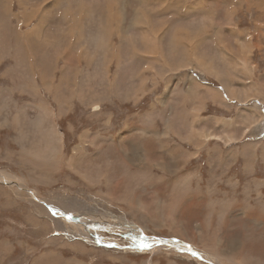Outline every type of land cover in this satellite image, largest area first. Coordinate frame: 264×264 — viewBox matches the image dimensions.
<instances>
[{"label": "rangeland", "instance_id": "1", "mask_svg": "<svg viewBox=\"0 0 264 264\" xmlns=\"http://www.w3.org/2000/svg\"><path fill=\"white\" fill-rule=\"evenodd\" d=\"M153 1L22 0L20 3V0H0V215L6 219L5 225H0V264H28L16 250L9 253L14 248L13 239L20 237L18 233L13 234L18 231L13 226L26 227L27 215L34 218L30 225L39 234L38 222L44 221L45 230H52L51 233L56 230L55 225L61 224L60 235H53L58 246L54 249L80 259L100 261V253L108 252L111 257L124 251L140 253L144 264L151 259L153 262V258L164 264H264L260 260L264 254H259L264 244L260 245L258 238L254 241L246 237L251 232L264 234V216L254 220L245 216L247 206L250 210L255 208L253 212L260 210L264 214V0H163V4ZM136 9L145 11L152 22V37L159 39L157 44L161 50L156 57L164 55L168 65L151 64L154 52L149 54L143 42L144 29L140 27L143 25H132ZM118 10L124 11L119 12L126 19L125 29L135 35L131 36L132 45L127 41L124 48L120 47L127 72L122 68L116 91L120 93L123 88L125 94L132 86L141 95L137 99L128 100L114 95L117 92L113 90L104 91L99 82L103 81L106 88L105 72H110L113 82V74L118 71L117 53L106 56L103 50L94 51L92 40L89 43L94 54H99L97 59L101 62L95 63L101 66L102 74L88 73L91 79L88 82L84 73L94 68L80 56L86 44L76 42L78 34L89 39L90 34L106 33L108 16ZM42 16L45 17L42 19ZM91 18H95L93 22ZM116 26L114 22L115 36L112 35L110 43L115 41L113 46L119 47ZM173 38L178 46L171 48ZM74 44L77 51L71 50ZM68 51L72 54L70 58L64 56ZM194 60L199 65L204 63L202 68L211 69L200 71L197 64L193 65ZM180 61L190 65L182 67ZM63 69L70 79L61 83L56 94L61 101L65 97V111L61 113L54 87L62 80ZM194 74L201 78L205 89L219 92L221 99L200 86L198 102L201 104L196 107L188 91ZM37 76L40 96L36 95ZM50 80L51 84L45 86ZM23 83L28 87L22 86ZM178 88H182V93H177ZM230 88L236 92V99L232 98L234 91ZM144 89L147 90L143 92ZM41 99L48 110L37 106ZM152 108L156 121L149 116L147 119L158 133L167 135L163 139L142 124L145 120L141 116ZM15 114L19 116L21 134L26 136L28 157L39 147L46 149V142L40 138L47 132L45 128L52 127L56 132L51 146L63 142L57 166L42 168L45 174L36 172L41 160L31 164L27 160L34 158L22 157ZM164 121L194 123L190 125L191 131L187 129L177 136L175 130L169 134ZM181 126L185 124L176 125ZM199 130H205L208 139H204L207 142L200 140L198 148L191 135ZM201 136L204 137L202 132ZM105 137L112 142L104 141ZM175 148L178 155L182 149L187 151L191 160L184 163L171 158L167 152L172 149L174 152ZM44 152L52 155L50 149ZM154 183L163 185L153 187L157 193L148 191ZM174 184L188 190L180 187L173 190ZM171 186L179 196H169ZM193 197L203 201L192 206L196 211H203L202 214L191 210L189 203ZM138 200L150 213L146 219L138 211ZM184 203L188 206H183ZM18 207L20 212L16 210ZM181 208L185 210L184 216L180 214ZM208 210L214 213L206 215ZM64 213L76 217H67ZM157 214L162 219L171 216L186 238L172 237L175 233L164 222L155 220ZM199 225L210 238L222 241V256L211 253L216 250L214 242H195ZM49 239L52 238L47 236L46 241ZM162 239L167 241L156 242ZM99 242L108 249L100 248ZM141 242L152 246L141 250ZM159 245L162 248L153 251ZM229 245L237 248L228 253ZM79 246L87 248L83 250ZM122 257L118 258L119 263Z\"/></svg>", "mask_w": 264, "mask_h": 264}, {"label": "bare ground", "instance_id": "2", "mask_svg": "<svg viewBox=\"0 0 264 264\" xmlns=\"http://www.w3.org/2000/svg\"><path fill=\"white\" fill-rule=\"evenodd\" d=\"M8 1V0H7ZM25 1V0H24ZM116 1V0H115ZM151 1V3H152V0H150ZM154 1H156V2H159V3H161V4H163V0H154ZM153 1V2H154ZM186 1V0H185ZM22 2V0H20V3ZM120 2V1H119ZM41 3V2H40ZM39 3V4H40ZM55 3V2H54ZM121 3V2H120ZM109 4H111L110 2H109ZM108 4V5H109ZM117 4H119V3H117ZM160 4V5H161ZM194 4V3H193ZM195 5V4H194ZM38 6V5H37ZM48 6V5H47ZM6 7H9L8 5L6 6ZM39 7V6H38ZM43 7V6H42ZM59 7V6H58ZM115 7V6H114ZM190 7H192V4H191V6ZM151 8V7H150ZM6 9V8H5ZM41 9V8H40ZM48 9V8H47ZM47 9L45 10V16H46V13H47ZM200 9V8H199ZM42 10V9H41ZM190 10V9H189ZM7 11H9V8H7ZM36 11V10H35ZM39 11V10H38ZM82 11V10H81ZM122 11V10H118L117 11V13L116 14H114V15H116V18L114 19V15H110V16H108V26H109V28H106V33H103V35H100V34H97V33H94V34H90V38L89 39H87V38H85L84 36H82V34H78V36H77V39H76V42H79V43H81L83 46L86 44V49L85 50H82L81 51V54H80V56H82L83 57V60L84 61H87L88 63V66L89 67H93L94 69L93 70H88V71H86L87 73L85 74L84 73V75H86L87 77H88V82L89 81H91V79L89 78V76H88V73H98L99 74V76H100V74H102L101 72H100V69H101V66L99 65V64H96L95 62H101V59H100V61L97 59V57L99 56V54L98 55H95V54H97V53H95L94 54V51H97V50H103V52H105V55L106 56H108V55H112V56H115V54L117 53V55L115 56V59H116V65H117V67H118V71L116 72V73H114L113 74V82H112V80L110 79V76H109V73H106L105 72V74H107V77H108V79H106V88H105V86H104V82L103 81H101V82H99V84L102 86V87H104L103 89H104V91L106 90V93H109V91H112L113 90V92H117L116 91V88H117V86L119 85V83H120V79H121V71H122V68H124V72H125V74H126V72H127V70H125L126 69V67L124 66V64H123V56H122V48H120L121 46H123L124 45V43L125 42H127L128 41V43L129 44H131L132 45V43H134V42H132L133 41V38H131V36H133L134 37V35H130V33H129V31L127 30V28L125 29V26H123V25H126L125 23H126V19H124L125 17H123L121 14H120V12ZM133 11H135V10H133ZM149 11H151V10H149ZM107 12V11H106ZM105 12V13H106ZM122 12H124V11H122ZM121 12V13H122ZM24 13V15L25 14H27V12H23ZM29 14L30 13H32V12H28ZM34 13V12H33ZM37 13V12H36ZM39 13V12H38ZM41 13V12H40ZM108 13V12H107ZM127 13H129V12H127ZM110 14H112V13H110ZM232 14V13H231ZM43 15H44V13H43ZM108 15V14H107ZM118 15V16H117ZM127 15V14H126ZM230 14L228 13V16H229ZM45 16H42V19L45 17ZM106 16V15H105ZM232 16V15H231ZM94 19L95 18H91V20H90V22H93L94 21ZM95 21H97V20H95ZM125 21V22H124ZM229 21H231V19L229 20ZM114 22L115 23H117V26H116V31H117V34H118V36H119V47L117 48V47H114L113 46V44L115 43V41L114 42H111L110 43V39H111V37H112V35H114ZM124 23V24H123ZM94 24V23H93ZM133 27H135L134 25H136V26H138V25H143V26H140L142 29H144V31H143V42L145 43V45H147V51H148V53L150 54V53H152V52H154L153 53V56H151L152 58L150 59L151 60V64H153V63H157V62H159V63H161V64H163V65H168V63L167 62H165L167 59H165L162 55H161V57L159 56V57H156L157 55L156 54H158L159 52L161 53V50H160V48H159V46H158V44H157V42H158V40L159 39H156V38H154V37H152V28H150L151 26L153 27V24H152V22H150L149 20H148V16L146 15V13H145V11H140V10H138V9H136V11H135V18H134V21H133ZM91 26V25H90ZM97 26H98V24H97ZM99 27V26H98ZM101 27V26H100ZM193 27V26H192ZM77 29H78V27H77ZM81 29V28H80ZM99 29V28H98ZM104 29V28H103ZM133 29V28H132ZM158 30V29H157ZM81 31V30H80ZM96 31V30H95ZM115 31V32H116ZM151 31V32H150ZM153 31H154V28H153ZM97 32V31H96ZM157 32V31H156ZM155 33V32H154ZM116 34V35H117ZM141 34V33H140ZM209 34V33H208ZM193 35V34H192ZM217 35V34H216ZM87 36V35H86ZM115 36V35H114ZM173 36V35H172ZM138 37V36H137ZM162 37V36H161ZM175 37H177V33H176V35H175ZM199 37V36H198ZM205 37V36H204ZM93 38V39H92ZM136 38V37H135ZM172 39V38H171ZM170 39V40H171ZM92 40V44L94 45V47H95V50L93 49V48H91V43H89L90 41ZM140 40H142V39H139V41ZM180 40V39H179ZM181 40H182V38H181ZM205 40V39H204ZM134 41H135V39H134ZM139 41H138V43H139ZM161 41V40H160ZM76 42H74V43H76ZM137 42V41H136ZM153 42V43H152ZM164 42V41H163ZM162 42V43H163ZM173 42H174V44H171V48H172V46L173 47H175V46H178V42L175 40V38H173ZM155 43V44H154ZM159 43V42H158ZM135 45V44H134ZM142 45V44H141ZM144 45V47H146ZM161 45V44H160ZM116 46V45H115ZM125 46V45H124ZM124 46H123V48H124ZM136 46V45H135ZM137 46H138V44H137ZM190 47V46H189ZM192 47V46H191ZM141 48V47H140ZM169 48V47H168ZM178 48V50H180L181 49V47H180V49H179V47H177ZM197 48V47H196ZM135 49H137V48H135ZM163 49V48H162ZM188 49V48H187ZM61 50V49H60ZM71 50H74V51H77V49L75 48V44L73 45V48L71 49ZM94 50V51H93ZM140 50V49H139ZM175 50H177V49H175ZM147 51H145V52H147ZM170 51V50H169ZM189 51H190V49H189ZM83 52L85 53V55H83ZM144 52V53H145ZM185 52V51H184ZM68 54L67 55H64V56H68L69 58L71 57V52L70 51H68L67 52ZM78 53V52H77ZM135 53V52H134ZM133 53V54H134ZM139 53V52H138ZM162 53H163V50H162ZM149 54H148V56H149ZM175 54V53H174ZM182 54V53H181ZM184 54V53H183ZM140 55V54H139ZM143 55V54H142ZM173 55V54H172ZM184 55H187V54H184ZM192 55V54H191ZM201 55V54H200ZM147 57V56H146ZM171 57V56H170ZM173 57H175V56H173ZM179 57V56H178ZM182 57V56H181ZM184 57V56H183ZM197 57V56H196ZM74 59V58H73ZM148 59V58H147ZM179 59H180V57H179ZM195 59H197V61H199V59H198V57L197 58H195ZM61 60V59H60ZM146 60V59H145ZM134 61V60H133ZM133 61H132V65L134 66V64H133ZM197 61L196 60H194V62H195V64H193V65H196V67H197V69H199L200 71H204V72H206V71H208V69L210 70L211 69V67H205V68H202V67H204L205 66V64L204 63H202L201 65H199L198 63H197ZM208 61V60H207ZM191 62V61H190ZM148 63V62H147ZM179 63V62H178ZM65 64L66 65H64V66H66V69L68 68L67 67V63L65 62ZM103 64V63H102ZM72 65V64H71ZM145 65V64H144ZM180 65L182 66V67H186L187 66V64H183L182 63V61H180ZM190 64H188V66H189ZM40 66H42L41 65V63H40ZM148 66H150V65H148ZM156 66V65H155ZM162 66V65H161ZM187 66V67H188ZM212 66V65H211ZM130 67V66H129ZM62 68V67H61ZM133 68V67H132ZM146 68V67H145ZM151 68H153V67H151ZM190 68V67H189ZM207 68V69H206ZM178 69V68H177ZM177 69H175V70H177ZM196 69V70H197ZM64 70V72H63V78H62V80L60 81V82H58V85L56 86L55 85V93H54V95H55V97H56V94H57V92H59L58 90H60L59 88L61 87V83H63L64 81H66L67 80V82H69L68 80L70 79V77H69V74L66 76V74H67V72H66V70L65 69H63ZM152 70V69H151ZM102 71V70H101ZM164 71V70H163ZM140 72V71H139ZM158 72V71H157ZM143 73V72H142ZM155 73V72H154ZM160 73H162V72H160ZM62 74V73H61ZM140 74V73H139ZM158 75V74H157ZM168 75V74H167ZM166 75V76H167ZM92 76V75H91ZM98 76V77H99ZM127 76H129V77H131V75L130 74H127ZM148 75H144V79H148V77H147ZM97 77V76H96ZM156 77V76H155ZM67 78V79H66ZM122 78H123V81H124V73H123V76H122ZM42 79H46V77L45 76H42ZM132 79H134V81L133 82H135L136 80H135V76L132 74ZM193 79V83H194V86L192 87V92H195V90H197V89H199L200 88V86L201 87H203L204 89H205V86L204 85H202L199 81H197L194 77L192 78ZM52 80V79H51ZM49 81V82H45L46 83V85L45 86H49V84H51V82L52 81ZM155 80V79H154ZM34 81V80H33ZM105 81V80H104ZM122 81V82H123ZM126 81H127V79H126ZM54 82V81H53ZM96 82V81H95ZM94 82V83H95ZM144 82V81H143ZM127 83H128V81H127ZM146 84V83H145ZM82 85H84V84H82ZM86 85V84H85ZM26 87H28V84L26 85ZM36 87H37V91H36V95H38V96H40V90H39V88H38V84L36 83ZM131 88L130 89H128L126 92H125V94H123V88L121 89V92L120 93H114V95H121V96H123L124 98H126V99H137L138 97H139V94H137V91H136V89H134L132 86H130ZM147 87V86H146ZM199 87V88H198ZM82 88H83V86H82ZM142 88V87H141ZM145 88V87H144ZM203 88H201V89H203ZM32 89H33V92H34V89H35V86L33 85V87H32ZM64 89V88H63ZM86 89H87V87H86ZM92 89V88H91ZM180 89V88H179ZM81 90H83V89H81ZM81 90H79V91H81ZM206 90V92H209V93H213V94H215V95H217V99H221V96L219 95V92H217V91H215V92H213L212 90H210V89H205ZM230 90H232V91H234V89H232V88H230ZM78 91V92H79ZM91 92V91H90ZM144 92V91H143ZM142 92V93H143ZM80 93V92H79ZM84 93H85V91H84ZM198 93V92H197ZM236 92L234 91V93H232V98H236V95L237 94H235ZM62 94H63V92H62ZM83 94V93H82ZM81 94V95H82ZM87 95H89V93L88 94H86V96ZM91 95V94H90ZM198 95V94H197ZM196 95V96H197ZM207 95V94H206ZM214 95V96H215ZM64 96V95H63ZM193 96V95H192ZM248 97H250V96H248ZM65 98V97H64ZM64 98L62 99L63 101H64ZM67 99H68V97H66ZM70 98V97H69ZM196 98V97H195ZM206 98V97H205ZM204 98V99H205ZM247 98V97H246ZM214 100H216V98H213ZM56 100L59 102V108H60V110H61V113L63 112V111H65L64 110V108H65V105L63 104V101H61V99H59L58 97H56ZM196 100V99H195ZM70 101V100H69ZM57 102V103H58ZM65 102H67V101H65ZM46 102L44 101V99H41L40 100V103L37 105L38 107H41L42 109L41 110H43V111H45V110H48V105L47 104H45ZM153 106H155V105H153ZM157 106V105H156ZM200 108V107H199ZM153 109V108H152ZM164 109V108H163ZM169 109V108H168ZM153 111L155 112V109H153ZM154 112H152L151 110H148L145 114H144V116H141V118L143 119V120H145L144 122V125H146V128H149V129H151V131H155L156 132V134L158 135V137L160 138V139H163L164 138V136L163 135H165V137H167V135L166 134H161V133H158V131H156V129H155V126H154V124H151L150 123V121H149V119H147V117L149 116V118H151L152 119V116H153V113ZM157 112V111H156ZM161 113V112H160ZM159 113V114H160ZM16 115V116H15ZM13 117L17 120V122H18V120H19V116L17 115V114H15ZM157 116V115H156ZM156 118V117H155ZM43 120H44V118H42V120H41V123H43ZM153 120V119H152ZM155 121H156V119H154ZM7 121V120H6ZM165 122V121H164ZM166 122H168V121H166ZM165 122V123H166ZM190 123V122H189ZM16 124V123H15ZM18 124H20V123H18ZM167 124V123H166ZM165 124V125H166ZM186 124V123H185ZM188 124V123H187ZM186 124V125H187ZM197 124V123H196ZM141 125V124H140ZM168 125V129H167V131L169 132V134L172 132V131H174L175 132V134L177 135V136H180V135H182V132H185V131H187V129H190V125H189V127H187L186 125L185 126H181L180 128H177L176 127V123L175 122H170L169 121V124H167ZM192 125V124H191ZM37 126V125H36ZM41 126H43V125H41ZM174 126L176 127V128H174ZM19 127V126H18ZM167 127V126H166ZM18 129V128H17ZM42 129V128H41ZM46 129V133H42L41 135V137L40 138H42L43 139V142H46V149L45 150H48V149H50V151H51V153H52V155H46L45 154V150L43 151L40 147H39V149L38 150H36L35 152H33V154H32V156H29L28 157V155H29V150H28V146H27V143H25L24 142V138L26 137L25 135H23V134H21V131L19 130L18 132L20 133V135L18 136V140L19 141H21V143H22V150H21V155H22V157L24 158V159H26L25 157H28V158H34V160L35 159H37V160H41V162H40V164H38L37 165V167L39 168V170L40 171H42V173L44 172V170L42 169V168H51V167H55V166H57L56 165V163H58V161H59V158H60V149L63 147L62 145H63V142H61V141H59L57 144H55L54 146H51V143L54 141V139H55V137H56V132L54 131L53 132V128L52 127H48V128H45ZM165 129V128H164ZM38 130V129H37ZM195 129L193 128V131H194ZM190 131H191V129H190ZM196 131V130H195ZM41 132V131H40ZM201 132L203 133V136L204 137H202L201 136ZM205 130H199L198 131V133L196 134V133H194V135H191V136H194V138H193V140L195 141H193L194 143H195V145L199 148L200 147V145H201V142H200V140H204V139H208V138H206V135L207 134H205ZM168 134V135H169ZM192 134V133H191ZM209 134V133H208ZM58 135V134H57ZM127 135V134H126ZM125 135V136H126ZM125 136H124V138H125ZM209 136V135H208ZM207 136V137H208ZM122 137V136H121ZM185 137V136H184ZM212 137V136H211ZM210 137V138H211ZM28 138H29V135H28ZM39 138V139H40ZM183 138V137H182ZM58 139H60V137L58 136ZM108 139H110V138H108V137H105L104 138V141H108ZM120 139V138H119ZM61 140H62V137H61ZM229 140V139H228ZM204 141H206L207 142V140H204ZM110 142H112V139H110ZM108 144H110L109 142H107ZM204 143V142H203ZM31 145H32V143H31ZM30 145V146H31ZM164 148H165V146H163ZM78 150V149H77ZM181 150V149H180ZM171 153H173L175 156H177L178 155V151H177V148H175V150H174V152H173V149L172 150H169ZM185 151L182 149L181 150V153H184ZM47 153V152H46ZM84 153V152H83ZM172 154V155H173ZM20 155V154H19ZM49 156V157H48ZM263 157V156H262ZM185 160V159H184ZM28 161V160H27ZM31 164L32 163H34V162H36V161H34V162H31V161H29ZM38 162V161H37ZM182 162V161H181ZM180 162V163H181ZM109 163V162H108ZM126 164H127V162H126ZM35 165V164H34ZM108 165H111V163H109ZM182 165V164H181ZM251 165V164H250ZM170 168V167H169ZM250 168V167H249ZM252 168V167H251ZM99 169V168H98ZM102 169V168H101ZM110 171V170H109ZM183 172V171H182ZM43 174H45V173H43ZM164 175V174H163ZM83 176V175H82ZM183 176V175H182ZM181 176V177H182ZM176 183V182H175ZM111 185V184H110ZM156 185V184H155ZM155 185H152V189H148V191H150V192H154V193H157L156 192V190H153V187L155 186ZM174 185H176V184H174ZM173 185V186H174ZM148 188V187H147ZM172 189V186H171V188H170V190ZM167 192H168V190H167ZM184 194H186L185 192H184ZM183 194V195H184ZM182 195V196H183ZM185 196V195H184ZM190 197V196H189ZM159 198V197H158ZM160 200V199H159ZM187 201V200H186ZM129 202V201H128ZM138 202H139V206H138V211H139V213H140V215L142 216H140L142 219H146V216H150V213H149V211H148V209H147V207L146 206H144L142 203L140 204V200H138ZM216 202V201H215ZM130 203H131V201H130ZM216 203H218V202H216ZM227 204V203H226ZM243 204V203H242ZM241 205V204H240ZM156 206V205H155ZM220 206H221V204H220ZM222 206H223V204H222ZM157 207V206H156ZM227 207V206H226ZM225 207V208H226ZM225 210V209H224ZM245 211V210H244ZM151 212V211H150ZM263 214V213H262ZM264 215V214H263ZM222 219V218H221ZM155 220L156 221H158V222H160V223H162V222H164L165 224H166V228H169L170 230H172L174 233H175V235H177V236H182V237H184V238H186V233H182L180 230H178V226L175 224V220L173 219V218H171V216H169V217H165V219H162L161 218V215H156L155 216ZM41 221V220H40ZM220 221V220H219ZM38 222V221H37ZM39 223V222H38ZM41 223V222H40ZM212 223V222H211ZM221 223V222H220ZM49 225V224H48ZM222 225V224H221ZM210 226V225H209ZM211 227H212V225H211ZM210 228V227H209ZM197 229H199L198 231V234L197 235H195V237H194V239H195V242H201V243H203V244H207V243H213L214 242V245H213V248L214 249H216L215 251H212L211 253H213L214 252V254L215 253H219L221 256H222V252H223V249H222V241L221 240H215L214 238H210L209 236H210V234H208V233H204V229L205 228H203V226H201V225H199V226H197ZM47 230V229H46ZM236 242V241H235ZM234 242V243H235ZM76 246L78 247V243H76ZM80 247V249H85V248H83V247H86V246H79ZM87 248V247H86ZM162 247L159 245L157 248H155V247H153V251H156V252H158L160 249H161ZM92 250V249H91ZM227 250H229V252L228 253H231V251L230 250H232V249H227ZM83 252H85V251H83ZM94 252H98L97 250H95ZM155 253V252H154ZM227 253V254H228ZM216 254V255H217ZM230 257H232L231 255H230ZM218 258V257H217ZM118 259V258H117ZM233 259H234V257H233ZM78 260V259H77ZM79 261V260H78ZM153 262H152V259L151 260H149V261H146V264H152ZM135 264V263H134Z\"/></svg>", "mask_w": 264, "mask_h": 264}, {"label": "crops", "instance_id": "3", "mask_svg": "<svg viewBox=\"0 0 264 264\" xmlns=\"http://www.w3.org/2000/svg\"><path fill=\"white\" fill-rule=\"evenodd\" d=\"M27 36V35H26ZM27 39H28V37H27ZM26 49V48H25ZM20 67H22L21 65H20ZM24 70H26L27 71V68H25ZM197 71V70H196ZM26 73V72H25ZM24 73V74H25ZM174 73H177V72H173V74ZM195 75V74H194ZM193 75V77L194 78H196L200 83H201V78L200 79H198V77L195 75L194 76ZM205 75V74H204ZM38 81H39V79H38V76H37V79H36V82H37V84H38ZM21 82V81H20ZM136 82V81H135ZM22 83V82H21ZM195 83V82H194ZM194 83H193V81H192V83H191V87L189 88V93L191 94H189L190 95V97L193 99H196L195 101H194V103L196 104L195 106L197 107L198 106V104H201V102H198V100H200L199 99V94H200V91H198V89L197 90H195V92H192V87L194 86ZM27 83H23L22 84V86H24V85H26ZM193 85V86H192ZM134 89H136V88H134ZM25 90H27V89H25ZM24 90V91H25ZM147 89H144V92L146 91ZM177 93H182V88H178L177 89ZM26 93H29V90L28 91H25ZM198 92V93H197ZM142 93V92H141ZM140 93V94H141ZM198 94V95H197ZM193 95V96H192ZM197 95V96H196ZM211 95V94H210ZM141 96V95H140ZM139 96V97H140ZM212 96V95H211ZM181 97V96H180ZM196 97V98H195ZM236 99V98H235ZM212 101H214V100H212ZM189 109V108H188ZM152 112H154L153 111V109H150ZM155 117H157L156 116V113L154 112L153 113V116H152V119H156ZM18 122H19V120H18ZM18 122L16 123V125H19L18 124ZM169 122V121H168ZM168 122H166L167 124H169ZM175 122V121H174ZM165 123V122H164ZM165 123V124H166ZM176 123V122H175ZM186 123V121L185 122H183V123H180V124H178V122L176 123V125H182V124H185ZM192 123H194V121H192V122H190V123H186L187 125H191ZM142 124H144V122H142ZM166 124V125H167ZM185 124V125H186ZM17 128H18V126H17ZM20 131H21V129H20V125H19V128H18ZM166 139V138H165ZM164 139V140H165ZM16 140V139H15ZM143 141H145V140H143ZM150 141V140H149ZM159 142H160V139L158 140ZM165 141H168V139H166ZM20 146H21V144H20ZM20 148V147H19ZM21 151V150H20ZM168 150H164V152H167ZM167 153H170L171 155V158H176V159H178L179 161H182V162H184V163H187L188 161H190L191 159H188V157H189V155L187 154L188 152L187 151H185L184 153H182V154H180V155H178V156H175L173 153H171L170 151H168ZM173 154V155H172ZM184 155H187V157H184ZM235 155H233V157H234ZM185 159V160H184ZM28 161H31V160H29L28 159ZM34 161H38V160H32L31 162H34ZM232 161H233V158H232ZM262 162V161H261ZM160 166H166V164H161ZM229 168H232L231 167V164H229ZM40 170H39V168H36V172H39ZM156 183H154V185H155ZM261 185H263L262 183H261ZM260 185V186H261ZM155 186H163V185H155ZM150 187H152V186H150ZM180 187V190L182 189V190H188V187H186V188H183L182 186H178L177 184L176 185H174L173 186V190L174 189H178ZM182 187V188H181ZM162 189V188H161ZM244 190H246L247 191V188H244ZM168 193V192H167ZM172 194H173V197L177 194H174L173 193V191H172V189H171V193L169 194V196H172ZM245 194H247L248 195V193H246L245 192ZM177 196H179V195H176L175 197H177ZM250 197H251V195H250ZM199 200V201H198ZM262 200H264V199H262ZM202 200L201 199H199V198H195V197H193V199H192V201L190 200V203H189V205H190V207H191V210L195 213V214H202L203 213V211L202 212H199V211H196L193 207H195V206H197L198 204H202ZM171 205H173V203L171 204ZM231 205V204H230ZM183 206H188V203H184V205ZM193 206V207H192ZM14 207V206H13ZM19 209H16L18 212H20L21 211V207H18ZM16 210H14V211H11V212H15ZM231 210V209H230ZM253 210H256L255 208H253L252 207V210H250V208L247 206V210H246V212H245V216H249L250 217V219H252V220H254V219H259V218H262L264 215L262 214L263 212L262 211H260V210H257L258 212H253ZM212 211V214L214 213V211L213 210H211ZM210 210H208V211H206V215H209L210 214V212H211ZM225 211H227V210H225ZM56 212V211H55ZM65 212V211H64ZM185 212V210H183L182 208H181V212H180V214H181V216H184L183 215V213ZM232 212V211H231ZM30 214V213H29ZM65 215H67V217H76L75 215H72V214H66V213H64ZM57 215H59V213L57 214ZM69 215V216H68ZM29 216H30V218H29ZM54 218H56L55 216H53ZM28 218V219H27ZM31 219H34L31 215H27L26 216V218H25V221L27 222V225H26V227H23V228H20V227H17V226H13V228H15L16 230H18L16 233L15 232H13V234L14 235H16L17 233H18V235L20 236V237H15V239H13L14 241H13V246H14V248L13 249H11V251L9 252V253H15V250H16V252H18L19 254H21L23 257H25V260L28 262V264H144V263H142L141 262V259H140V253H124V251H120V253H122V254H117L116 256H111L110 257V255H109V253L108 252H104V254L103 253H100V255H102L101 256V258H100V261H96V260H94V259H92V258H89V259H87L86 257H85V259H84V257L83 258H77L75 255H69V254H67V255H63V253H61L60 252V250L59 249H54V248H57L58 246L56 245V243H57V241H54V240H56L55 238H53V235L54 236H59L60 235V233H59V230L62 228V226H61V224H58V225H55L54 227L56 228V230L53 232V233H51L52 232V230H48V231H46L45 229H46V226H45V223H44V221H41L42 223H38L36 226L39 228L38 230L40 231V234L39 233H37L33 228H32V226L30 225V221H31ZM191 219V218H190ZM6 219H4L3 217H1V215H0V225L1 226H3V225H5V224H3V221H5ZM12 225H10L9 227H11ZM27 229V230H26ZM239 230V229H238ZM19 232H21L20 234H19ZM199 232V231H198ZM190 235V234H189ZM188 235V236H189ZM49 237V238H52V239H49L48 241H46V237ZM181 237V236H177V235H172V237ZM191 236V235H190ZM262 236V237H261ZM232 237V236H231ZM246 237L247 238H254L253 240L254 241H256V239H257V242H259L260 243V245H263L264 244V234H258V233H256V232H251V233H247L246 234ZM1 238V237H0ZM233 238V237H232ZM12 241V240H11ZM235 241H236V239H235ZM95 243H97L98 244V241L97 242H95ZM100 244V248H104V249H108V246H103V244H102V242H99ZM248 243H249V241H248ZM2 244H6V243H4V242H2ZM8 244V243H7ZM16 244V245H15ZM97 247H98V245H97ZM242 247V246H241ZM227 248H229V249H232V250H234V249H236L237 247L236 246H231V245H229V246H227ZM232 250H230L231 252H233ZM125 252H130V251H125ZM259 254H264V249H262V250H260L259 251ZM14 255V254H13ZM12 255V256H13ZM7 256V254H5V257ZM120 256H130V258H124V257H122L121 259H120V263L118 262V259L117 258H119ZM136 256H139V257H136ZM80 257H82V256H80ZM5 258H3V260H4ZM76 259H78V260H80V262H78V261H76ZM113 260H115L114 262H113ZM153 263L152 264H164L163 263V261H161V260H155L154 258H153ZM260 260H261V262L262 263H264V259L261 257L260 258ZM157 261V262H156ZM175 264H177V263H175Z\"/></svg>", "mask_w": 264, "mask_h": 264}, {"label": "snow or ice", "instance_id": "4", "mask_svg": "<svg viewBox=\"0 0 264 264\" xmlns=\"http://www.w3.org/2000/svg\"><path fill=\"white\" fill-rule=\"evenodd\" d=\"M156 242L157 243H164V241H156ZM139 246H140L141 250H143V249H146V248H150L152 245L141 242ZM189 251H191V249H189ZM193 255H196V254L193 253Z\"/></svg>", "mask_w": 264, "mask_h": 264}, {"label": "water", "instance_id": "5", "mask_svg": "<svg viewBox=\"0 0 264 264\" xmlns=\"http://www.w3.org/2000/svg\"><path fill=\"white\" fill-rule=\"evenodd\" d=\"M161 241H167V240H165V239H162ZM191 249H192V250H194V251H196L198 254L204 255V253H201V252H199V251H198V250H196L195 248H192V247H191Z\"/></svg>", "mask_w": 264, "mask_h": 264}]
</instances>
